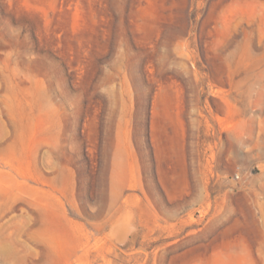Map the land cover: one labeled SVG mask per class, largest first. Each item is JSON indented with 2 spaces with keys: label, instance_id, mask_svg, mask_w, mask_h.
<instances>
[{
  "label": "rangeland",
  "instance_id": "374dc122",
  "mask_svg": "<svg viewBox=\"0 0 264 264\" xmlns=\"http://www.w3.org/2000/svg\"><path fill=\"white\" fill-rule=\"evenodd\" d=\"M0 264H264V0H0Z\"/></svg>",
  "mask_w": 264,
  "mask_h": 264
},
{
  "label": "crops",
  "instance_id": "0c3cea01",
  "mask_svg": "<svg viewBox=\"0 0 264 264\" xmlns=\"http://www.w3.org/2000/svg\"><path fill=\"white\" fill-rule=\"evenodd\" d=\"M181 118H182V116H181ZM180 146H181L182 149H184L186 147V143L182 139H181V145Z\"/></svg>",
  "mask_w": 264,
  "mask_h": 264
}]
</instances>
